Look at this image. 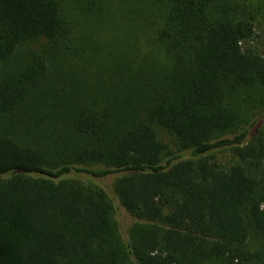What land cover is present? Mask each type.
<instances>
[{
  "label": "trees",
  "instance_id": "trees-1",
  "mask_svg": "<svg viewBox=\"0 0 264 264\" xmlns=\"http://www.w3.org/2000/svg\"><path fill=\"white\" fill-rule=\"evenodd\" d=\"M108 1L0 0V264H264V1Z\"/></svg>",
  "mask_w": 264,
  "mask_h": 264
},
{
  "label": "rangeland",
  "instance_id": "rangeland-1",
  "mask_svg": "<svg viewBox=\"0 0 264 264\" xmlns=\"http://www.w3.org/2000/svg\"><path fill=\"white\" fill-rule=\"evenodd\" d=\"M250 1V0H249ZM253 3H257L258 0H251ZM264 1V0H260ZM130 6L129 3L126 4H119L117 1H108L107 6L104 8V12H99L97 14L90 12H85L84 10L81 12L82 15H78L80 24L79 28L82 29L84 33H87L91 37V41L87 45V48H89L90 51H95L97 55H105L108 51H111L109 41L112 40V38L123 40L124 34L128 36V38L133 37V35L138 30L139 21L135 19V21H131L129 18V10ZM139 7L137 6L134 10L138 11ZM140 10V9H139ZM132 11V10H131ZM102 15V16H101ZM261 26H264V18H260ZM128 26H130L129 30L130 33L125 31L127 30ZM262 28V27H261ZM258 29V31L261 30ZM84 41V40H83ZM79 43L77 45V49L79 50ZM76 49V51H77ZM68 64L72 68L71 70L77 74H79L84 77V81L87 80L86 73H81L82 70L81 65L78 60H74V57L69 60ZM95 63L92 62L91 68L94 69ZM81 69V70H80ZM89 74V73H88ZM90 79H95L93 77H90ZM93 85L96 83V81L91 82ZM264 120V112L258 114L255 117V120L253 122V125L249 128L250 132L253 133L254 130L257 128V126ZM94 167H101L99 165H94ZM114 178V175H108L105 178L98 179L99 183H101L104 187L108 189L110 192V186L112 179ZM115 204L118 205V203L115 201ZM119 206V205H118ZM116 220L119 224V228L121 231V234L124 239L127 238L128 234V228L131 225L132 219L129 217V215L121 208L120 206L117 208L116 212Z\"/></svg>",
  "mask_w": 264,
  "mask_h": 264
}]
</instances>
